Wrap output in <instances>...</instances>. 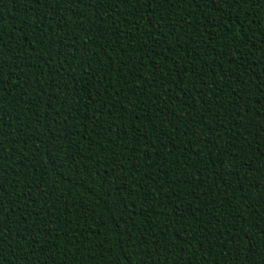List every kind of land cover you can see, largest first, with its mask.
<instances>
[{"label": "trees", "instance_id": "1", "mask_svg": "<svg viewBox=\"0 0 264 264\" xmlns=\"http://www.w3.org/2000/svg\"><path fill=\"white\" fill-rule=\"evenodd\" d=\"M0 264H264V0H0Z\"/></svg>", "mask_w": 264, "mask_h": 264}, {"label": "snow or ice", "instance_id": "2", "mask_svg": "<svg viewBox=\"0 0 264 264\" xmlns=\"http://www.w3.org/2000/svg\"><path fill=\"white\" fill-rule=\"evenodd\" d=\"M222 2H227V0H222ZM2 36H0V41H2ZM4 45L2 43H0V48H2ZM4 75V66L0 65V77H3ZM3 142L0 141V144H2ZM0 203H2V197H0ZM4 215V212L2 209H0V216H3ZM3 221L0 220V239L3 238ZM0 256H2V252H0Z\"/></svg>", "mask_w": 264, "mask_h": 264}]
</instances>
